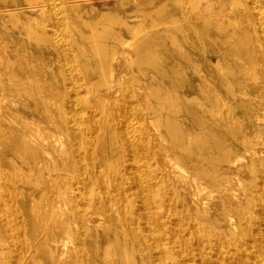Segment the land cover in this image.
<instances>
[{
    "label": "bare ground",
    "instance_id": "bare-ground-1",
    "mask_svg": "<svg viewBox=\"0 0 264 264\" xmlns=\"http://www.w3.org/2000/svg\"><path fill=\"white\" fill-rule=\"evenodd\" d=\"M108 1L0 0V264H264V0Z\"/></svg>",
    "mask_w": 264,
    "mask_h": 264
},
{
    "label": "rangeland",
    "instance_id": "rangeland-1",
    "mask_svg": "<svg viewBox=\"0 0 264 264\" xmlns=\"http://www.w3.org/2000/svg\"><path fill=\"white\" fill-rule=\"evenodd\" d=\"M91 6L96 10L95 13L97 14L98 10L100 9L101 3L100 2H94L91 4ZM114 6V2L112 0L108 1V8H112ZM143 7H136V10H141ZM87 18H93L92 16H86Z\"/></svg>",
    "mask_w": 264,
    "mask_h": 264
}]
</instances>
